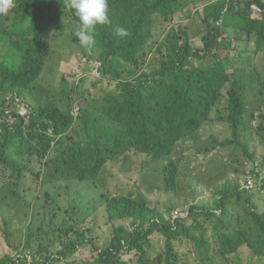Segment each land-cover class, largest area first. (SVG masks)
<instances>
[{
    "label": "rangeland",
    "instance_id": "374dc122",
    "mask_svg": "<svg viewBox=\"0 0 264 264\" xmlns=\"http://www.w3.org/2000/svg\"><path fill=\"white\" fill-rule=\"evenodd\" d=\"M210 5V0H170L167 13H149L140 27L137 49L121 50L112 57L124 81L136 84L159 71L185 43L181 40L184 32H189L192 46L198 47L207 28L203 23ZM108 8L111 23L97 25L95 43L86 46L74 36L81 27L78 17L64 6L60 17L52 24L50 57L33 88L31 83L25 82L19 86L5 85L9 95H20L30 114L37 106L55 105L60 113L71 114L74 121L69 130L61 125L57 133L53 129L44 133L52 136L55 144L61 137L55 136L64 134V142L58 144L57 150L49 151L45 158L42 152L33 156L26 154L20 171L15 170L9 180V187H1L8 179L0 176V258L22 253L28 256L27 264H32V254L38 261L40 255L50 256L60 250V245L78 239L104 247L110 242L115 226L123 224L132 229L131 219L110 222L105 210L109 197L124 195L133 200H145L151 209L161 214L165 223L178 218L188 229V235L173 240L171 253L166 249V238L160 234L144 238L141 242L144 253L134 251L123 255L127 264H208L215 256L226 260V264H235L234 260H242L240 264H264V254H258L259 248L254 243L255 228L249 218L246 221L249 196L257 211L264 210V30L259 31L262 38L253 30L226 35L218 60L186 63L191 69L214 70L226 76L227 85L217 96L214 92L199 96L205 111L214 102L210 112L213 121L204 126L196 122L189 139H182L177 144L171 157L179 165L174 192L167 190L162 177L163 162L139 154L132 158L129 168L99 163L107 165L100 178L81 181L70 166L78 158L80 145L88 140L93 119L99 118L97 107L104 103L105 95L115 89L113 82L102 78L98 60L108 42L115 40L121 46L129 41L132 34L130 18L137 12L133 0H122L121 3L120 0H108ZM251 18L261 22L264 14L261 16L259 11L252 10ZM117 25L125 26L129 36L117 37L114 32ZM104 26L108 31H99ZM194 39L197 43H193ZM15 49L12 42L0 38V54H9L8 62L14 61L19 67ZM84 50L94 59L83 55ZM26 52L22 51L23 54ZM153 84L159 86L155 81ZM230 93H237L244 101V117L238 125V141L224 146L221 142L234 140L232 125L228 122ZM29 122L26 120L22 129L24 136L39 145ZM56 168L66 177L59 192L56 190L59 180L54 177ZM111 175L121 176L124 182L116 185ZM235 186H241L243 191L240 196L227 201L228 217L218 215L208 219L188 215L191 206L215 208V191ZM221 218L229 226L217 227V220ZM30 225L34 237L31 249H28L26 239ZM4 231L8 232L9 241ZM248 241H252V245ZM95 256L91 245L86 244L77 253L51 264H93Z\"/></svg>",
    "mask_w": 264,
    "mask_h": 264
},
{
    "label": "trees",
    "instance_id": "16d2710c",
    "mask_svg": "<svg viewBox=\"0 0 264 264\" xmlns=\"http://www.w3.org/2000/svg\"><path fill=\"white\" fill-rule=\"evenodd\" d=\"M133 1L136 3L137 12L130 18L132 34L129 41L121 46L115 40L108 42L103 47L98 60L100 62L98 70L102 78L113 82L115 89L107 93L104 103L97 107L99 118L93 119L88 140L86 144L80 145L78 158L72 161L70 168L79 174L81 181H97L102 170L107 166H101L99 163L119 164L129 168L132 158L137 154L149 158L151 156L154 160L163 161L161 170L165 175L167 190L174 192L179 165L171 157L177 144L182 139H189L196 122L199 126H204L213 121L210 119V112L214 102L205 111L199 102V96L213 92L217 96L218 92L227 85L226 76L215 73L214 70L191 69L186 66V63L197 60H218L223 45H218L216 39L226 35L232 36V34H242L253 30V33L262 38L259 31L264 30V21L259 22L251 18L250 6L247 4L248 7L245 9L240 0L219 1L211 4L206 11L204 23L207 31L203 37L202 49H194L190 44L189 35L184 32L181 40H185V43L162 65L159 71L153 72L145 80L130 84L124 81L112 57L121 50L137 49L140 27L149 13L170 11L168 8L170 0ZM65 3L66 0H14V7L9 13L6 16H0V38L14 44L16 48L14 53L20 64L18 67L14 65V61L8 62L9 54L6 53L3 56L0 54V96L3 94L0 97V176L8 179L1 187H9V180L14 176L15 170L20 171L26 154L33 156L36 152H42L45 158L49 155V151L57 150L60 147L58 144L64 142L62 138L64 134L55 136H61L55 144L54 138L45 136L44 133L50 129L57 133L61 125L69 130L73 125L74 117L71 114L60 113L61 111L55 105L37 106L30 114L29 125L35 131L39 145L31 142L22 131L26 125V119L20 118L17 111V104L22 101L20 95H9L5 88L7 83L19 86L21 82L31 83L33 88L35 80L43 73L50 57L49 36L52 24L60 17V11ZM261 6L264 9V5ZM218 21L220 26L216 24ZM107 28L104 26L99 31H108ZM22 51L27 52L23 54ZM82 53L89 59H94L85 50ZM154 81L159 83V86H155ZM228 105L230 108L228 122L232 125L234 140L221 142L224 146H230L238 141V125L244 117L242 114L245 107L244 101L237 93H230ZM6 110L10 112V117L5 114ZM212 139L217 140L213 137ZM210 147L213 149L212 146ZM245 154L248 153L245 151ZM54 173V177L59 180L56 187L59 192L62 188L61 183L66 177L59 168H56ZM111 176L114 177L113 181L116 185L124 182L121 176ZM262 182L264 189V179ZM241 191L243 190L238 186L229 191L216 190L215 208L191 206L189 216H204L208 219H215L218 215L228 217L226 201L229 197L240 196ZM247 202L251 213L247 215L252 217L255 226L254 243L256 242L259 248L258 254L263 255L264 213L260 214L256 211L250 197L247 198ZM146 204L147 202L143 199L133 200L124 195L109 197L105 205L108 220L116 222L131 219V230L123 224L115 226L110 242L104 247L95 245L93 241L78 239L62 247L60 245V250L53 252L50 256L40 255L38 261L32 254V264L59 262L77 253L86 244L91 245L92 251L96 253L93 264H127L122 259L123 255L134 251L144 253L142 240L156 232L166 238V249L168 253H171L174 248L173 240L188 233L186 225L179 219H172L168 224L165 223L161 214L147 207ZM74 207L77 211V206ZM71 211H73L72 205ZM216 226L223 227L229 224L224 223L221 218L217 220ZM27 230L26 247L31 249L34 237L31 225L27 227ZM45 233L49 234L48 231ZM4 235L9 241L7 231ZM251 242L248 241L249 244ZM170 258L173 256L170 255ZM27 259V254L17 253L15 257L0 258V264H27ZM219 260L220 264L227 263L226 260ZM143 264L147 263L143 262Z\"/></svg>",
    "mask_w": 264,
    "mask_h": 264
},
{
    "label": "clouds",
    "instance_id": "9594fccd",
    "mask_svg": "<svg viewBox=\"0 0 264 264\" xmlns=\"http://www.w3.org/2000/svg\"><path fill=\"white\" fill-rule=\"evenodd\" d=\"M219 1H228L229 2V1H232V0H210V4H215V3L219 2ZM240 1L243 3V7L245 9L248 7L247 4L250 6L249 7L250 13L252 12V10H257V11H259L261 13V16H263L264 9L262 8L261 5H264V0H240ZM64 6L67 7L68 9L73 10L74 15L76 17H78V19H79L81 27L74 34V36L78 37V40H79V42L82 45L90 46V45H93L95 43L94 36H95L96 26L97 25H106V24H110L111 23V21L109 19V14H108L109 13L108 0H66V3H65ZM12 7H14V0H0V16L7 15ZM216 24L218 26H220L219 25L220 24L219 21ZM203 25L205 27V23H203ZM206 31H207V29L204 30V33L202 35V39H201V42H200L199 46L196 47V48H194L192 46L194 49H202L204 47L203 37H204ZM114 32H115L116 36L121 38V39L128 37L129 34H130L128 29L125 26H123V25L115 26L114 27ZM186 33L189 35V32H186ZM224 38L225 37H220V38L216 39L218 45L222 44V41H223ZM189 40H190V36H189ZM196 40L197 39H194L193 43H197ZM191 42H192V40H190V44H191ZM22 106L25 107L26 110L28 111L26 116H24V115L21 116L19 114V109ZM6 111H7V113H5V114L10 117V112L8 110H6ZM17 111H18V115H19L20 118H25L26 120H29L30 110L27 108V106H25V104H23L22 101H20L17 104ZM161 174H162V177L164 179L165 175H164V172H162V170H161ZM249 185L252 186L253 182L250 181ZM262 185H263V182H262ZM235 187H232V188L227 189V190H222V191H229V190L234 189ZM238 187H240V189L243 190V188L241 186H238ZM222 189H224V188H222ZM262 191H264L263 188H262ZM237 197H238V195H237ZM249 197H250V199L252 201L251 196H249ZM233 198H236V195L233 196V197H229L227 199V201H229L230 199H233ZM214 200H215V198H214ZM227 201H226V203H227ZM247 203L248 202H247V199H246V204ZM146 205L148 207V203ZM253 207H255V206L253 205ZM255 209L257 211L256 207H255ZM246 212L250 213V209L246 210ZM257 212L262 214V213H264V210L261 211V212H259V211H257ZM188 215H189V212H188ZM248 218H249L250 222L253 224L252 217L247 215L246 221L248 220ZM172 219H178V218H171L170 220H172ZM253 226H254V224H253ZM254 228H255V226H254ZM154 234H160V233L156 232ZM186 235H188V233ZM161 236L163 238H165L163 235H161ZM219 259H221L219 256H215V257L211 258L208 261V264H220V260ZM246 261L250 262L247 259H246ZM233 262L235 264H240V263H242V260H237V261L234 260Z\"/></svg>",
    "mask_w": 264,
    "mask_h": 264
},
{
    "label": "built area",
    "instance_id": "2783aa9c",
    "mask_svg": "<svg viewBox=\"0 0 264 264\" xmlns=\"http://www.w3.org/2000/svg\"><path fill=\"white\" fill-rule=\"evenodd\" d=\"M27 113H28V111L26 110V108L25 107H21L20 109H19V114L21 115V116H26L27 115Z\"/></svg>",
    "mask_w": 264,
    "mask_h": 264
}]
</instances>
